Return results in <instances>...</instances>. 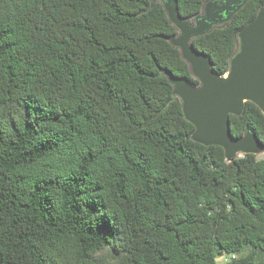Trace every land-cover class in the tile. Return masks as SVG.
Returning <instances> with one entry per match:
<instances>
[{"label":"trees","instance_id":"trees-1","mask_svg":"<svg viewBox=\"0 0 264 264\" xmlns=\"http://www.w3.org/2000/svg\"><path fill=\"white\" fill-rule=\"evenodd\" d=\"M166 1L0 0V264H264V154L193 140ZM208 1L172 3L193 25ZM262 7L193 38L214 71ZM230 129L264 145V112Z\"/></svg>","mask_w":264,"mask_h":264},{"label":"water","instance_id":"water-1","mask_svg":"<svg viewBox=\"0 0 264 264\" xmlns=\"http://www.w3.org/2000/svg\"><path fill=\"white\" fill-rule=\"evenodd\" d=\"M244 1H209L204 15H197L194 25L178 16L172 0L166 1L169 17L180 31L169 39L180 48L193 75L201 82L195 86L185 78L170 76L174 93L183 102L186 119L195 126L193 140L221 145L228 161L247 153L264 152V145L251 131L235 137L230 129V115H240L247 101L256 103L264 112V7L239 32L238 51L231 59L229 71L223 75L212 69L209 58L194 48L192 40L215 23L228 20Z\"/></svg>","mask_w":264,"mask_h":264},{"label":"built area","instance_id":"built-area-1","mask_svg":"<svg viewBox=\"0 0 264 264\" xmlns=\"http://www.w3.org/2000/svg\"><path fill=\"white\" fill-rule=\"evenodd\" d=\"M235 257H236V255H235V254H233V255H231V257L224 256V257H222V258H223V260H224V261H229V260H232V259H234Z\"/></svg>","mask_w":264,"mask_h":264},{"label":"flooded vegetation","instance_id":"flooded-vegetation-1","mask_svg":"<svg viewBox=\"0 0 264 264\" xmlns=\"http://www.w3.org/2000/svg\"><path fill=\"white\" fill-rule=\"evenodd\" d=\"M209 1H214V0H209ZM209 1H208V2H209ZM218 1H219V2H222V0H218ZM208 2H207V3H208ZM230 2H232V0H230ZM204 13H205V9H204V11H203L201 14H199V15H204ZM194 20H195V24H196V20H197V18L195 17Z\"/></svg>","mask_w":264,"mask_h":264},{"label":"rangeland","instance_id":"rangeland-1","mask_svg":"<svg viewBox=\"0 0 264 264\" xmlns=\"http://www.w3.org/2000/svg\"><path fill=\"white\" fill-rule=\"evenodd\" d=\"M191 22H193V21H191ZM194 25V24H193ZM264 154V152H262V153H260L259 155H263Z\"/></svg>","mask_w":264,"mask_h":264}]
</instances>
